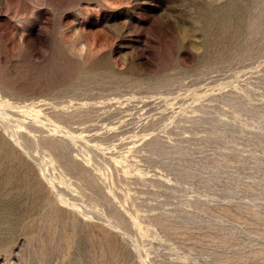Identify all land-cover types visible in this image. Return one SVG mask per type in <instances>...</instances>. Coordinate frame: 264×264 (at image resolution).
<instances>
[{
    "label": "rangeland",
    "instance_id": "1",
    "mask_svg": "<svg viewBox=\"0 0 264 264\" xmlns=\"http://www.w3.org/2000/svg\"><path fill=\"white\" fill-rule=\"evenodd\" d=\"M0 147V264H264V0H0Z\"/></svg>",
    "mask_w": 264,
    "mask_h": 264
},
{
    "label": "bare ground",
    "instance_id": "2",
    "mask_svg": "<svg viewBox=\"0 0 264 264\" xmlns=\"http://www.w3.org/2000/svg\"><path fill=\"white\" fill-rule=\"evenodd\" d=\"M231 8V7H230ZM229 10H231V9H229ZM236 11V10H235ZM227 12V11H226ZM229 13H231V12H229ZM2 100V99H1ZM6 103V102H5ZM1 155H4V156H10V152H7V150H4V148L3 147H0V156ZM1 158V157H0ZM7 162V161H6ZM3 164V163H2ZM12 166H13V164H12ZM15 169V168H14ZM6 171V176H8V177H6V180L4 181V182H0V186L2 185L3 187H0V190L2 189V188H7V187H11V185H13V181L11 180V176H12V173L13 172H11V169H7V170H5ZM15 173V172H14ZM17 176V175H16ZM29 183V182H28ZM16 185V184H15ZM16 187V186H15ZM32 187V186H31ZM33 187H35V186H33ZM18 188V187H17ZM7 190V189H6ZM20 190V189H19ZM12 191V190H11ZM28 191V190H27ZM22 192V191H21ZM11 193V192H10ZM3 194V193H2ZM40 194V193H39ZM43 194V193H42ZM41 194V195H42ZM40 195V196H41ZM17 200V199H16ZM2 203V202H1ZM112 252V251H111Z\"/></svg>",
    "mask_w": 264,
    "mask_h": 264
}]
</instances>
